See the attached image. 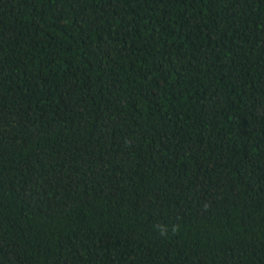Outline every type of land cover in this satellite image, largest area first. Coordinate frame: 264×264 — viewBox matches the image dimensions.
Masks as SVG:
<instances>
[{
  "label": "trees",
  "instance_id": "1",
  "mask_svg": "<svg viewBox=\"0 0 264 264\" xmlns=\"http://www.w3.org/2000/svg\"><path fill=\"white\" fill-rule=\"evenodd\" d=\"M0 264H264V0H0Z\"/></svg>",
  "mask_w": 264,
  "mask_h": 264
},
{
  "label": "clouds",
  "instance_id": "2",
  "mask_svg": "<svg viewBox=\"0 0 264 264\" xmlns=\"http://www.w3.org/2000/svg\"><path fill=\"white\" fill-rule=\"evenodd\" d=\"M176 229L173 228V231H175ZM159 231L161 233V235H166L167 234V228L166 227H160Z\"/></svg>",
  "mask_w": 264,
  "mask_h": 264
}]
</instances>
